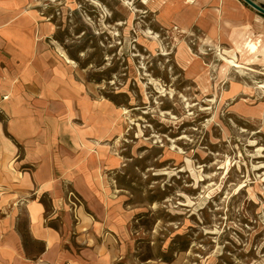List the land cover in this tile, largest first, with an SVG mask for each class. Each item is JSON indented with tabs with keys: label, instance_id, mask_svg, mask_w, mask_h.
<instances>
[{
	"label": "rangeland",
	"instance_id": "obj_1",
	"mask_svg": "<svg viewBox=\"0 0 264 264\" xmlns=\"http://www.w3.org/2000/svg\"><path fill=\"white\" fill-rule=\"evenodd\" d=\"M191 6L40 0L36 9L51 25L52 59L67 61L109 115L138 258L264 264V78L222 61L226 47L193 27Z\"/></svg>",
	"mask_w": 264,
	"mask_h": 264
},
{
	"label": "crops",
	"instance_id": "obj_2",
	"mask_svg": "<svg viewBox=\"0 0 264 264\" xmlns=\"http://www.w3.org/2000/svg\"><path fill=\"white\" fill-rule=\"evenodd\" d=\"M38 2L0 0V264H144L109 115L52 59ZM191 8L193 27L264 78V14L244 0Z\"/></svg>",
	"mask_w": 264,
	"mask_h": 264
},
{
	"label": "bare ground",
	"instance_id": "obj_3",
	"mask_svg": "<svg viewBox=\"0 0 264 264\" xmlns=\"http://www.w3.org/2000/svg\"><path fill=\"white\" fill-rule=\"evenodd\" d=\"M190 1L193 2L194 0H190ZM176 29H178V27ZM250 46H251V48L254 49V46H252L251 44H250ZM221 59L227 65H229L231 67H234L238 71H240V69L241 70L247 69V70H250V71H254L253 69H251L250 67L245 65L243 62L238 61L237 54L234 51L229 50L228 48H225V50L223 52H221ZM259 86L264 88V84H260ZM244 89L246 90L245 93H248V92L249 93H253V89H251V88L245 87ZM257 120H258L259 124H262V123L264 124V112L262 114V118H257Z\"/></svg>",
	"mask_w": 264,
	"mask_h": 264
},
{
	"label": "water",
	"instance_id": "obj_4",
	"mask_svg": "<svg viewBox=\"0 0 264 264\" xmlns=\"http://www.w3.org/2000/svg\"><path fill=\"white\" fill-rule=\"evenodd\" d=\"M246 3L250 4L251 6H254L259 12L264 14V7L260 4L256 3L254 0H244Z\"/></svg>",
	"mask_w": 264,
	"mask_h": 264
}]
</instances>
